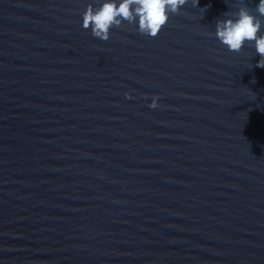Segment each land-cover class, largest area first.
I'll return each mask as SVG.
<instances>
[{"label":"water","instance_id":"1","mask_svg":"<svg viewBox=\"0 0 264 264\" xmlns=\"http://www.w3.org/2000/svg\"><path fill=\"white\" fill-rule=\"evenodd\" d=\"M86 2L0 0V264H264V67L206 35L234 0L107 40Z\"/></svg>","mask_w":264,"mask_h":264},{"label":"clouds","instance_id":"2","mask_svg":"<svg viewBox=\"0 0 264 264\" xmlns=\"http://www.w3.org/2000/svg\"><path fill=\"white\" fill-rule=\"evenodd\" d=\"M253 2L254 8L247 0H234L232 8L215 18L214 30L206 35L213 36L230 52H239L245 45L254 48L259 54L256 66L264 67V0ZM188 4L199 9L200 19L204 16L206 6L199 7V0H88L80 13L81 27L100 40L109 39L113 27L129 26L154 37L171 15L181 12ZM124 96L132 98L128 91ZM147 106L160 107L157 94L151 96Z\"/></svg>","mask_w":264,"mask_h":264}]
</instances>
